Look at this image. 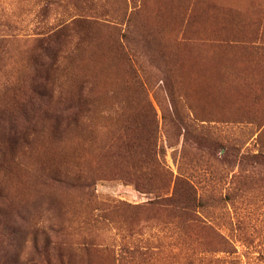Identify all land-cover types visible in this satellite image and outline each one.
I'll return each mask as SVG.
<instances>
[{
  "label": "rangeland",
  "instance_id": "374dc122",
  "mask_svg": "<svg viewBox=\"0 0 264 264\" xmlns=\"http://www.w3.org/2000/svg\"><path fill=\"white\" fill-rule=\"evenodd\" d=\"M80 89L86 104L66 110ZM20 102L17 131H0V264H203L119 156L135 141L132 162L155 154L222 193L261 177L239 162L264 151V0H0V116ZM198 133L236 146L233 165L208 162ZM255 185L236 202L252 242L218 225L240 264H264Z\"/></svg>",
  "mask_w": 264,
  "mask_h": 264
},
{
  "label": "trees",
  "instance_id": "16d2710c",
  "mask_svg": "<svg viewBox=\"0 0 264 264\" xmlns=\"http://www.w3.org/2000/svg\"><path fill=\"white\" fill-rule=\"evenodd\" d=\"M124 52L125 51L121 49V53L123 54ZM129 68H131V70L133 69V73L135 74L134 67L130 65ZM68 98L69 99H65V102L69 103L66 110H69L70 107L80 109L88 100L87 95L84 94L81 89L74 97ZM10 110H12L11 115L4 113L0 116V131L6 134L8 130L11 135L13 131H17V127H15V120H17V117L26 116V104L22 105L21 102L19 104L13 103L10 106ZM73 112H75V110ZM184 117L183 113L177 112L174 114L173 122H175V124L179 123V134H182L185 139L190 129L188 123H186V125L184 124ZM196 128L200 129L201 127L197 126ZM181 131L183 132L180 133ZM199 134L200 133L195 135V138L199 142L198 148L203 149L205 146H208L209 149H211L206 159L208 162L233 165L232 163L235 162L237 156H239V153L231 152L232 150L238 151L236 146L222 144L216 138L206 139L208 142L206 144V141L203 143V139ZM205 138L206 137H204V139ZM134 142L126 141L125 145L128 150H124L123 155L119 156L124 166V168H121V173L132 178L139 188L144 189L146 186L153 185L152 191L155 192L156 195L155 198L150 201V204L169 208L173 214L172 224L177 227V230L183 233L185 232L190 238V244L193 245V242L200 241L202 255L197 257L200 258L203 264H240V257L237 254V245L230 237L220 230L218 225H226L237 232L242 230V233L239 234V240L245 244H247V242H252L251 235L246 230L247 226L244 224L241 227L240 225V223L245 222H243V220L248 214L239 211L240 207L236 202L239 196L252 193L253 190L256 189V187L252 189L253 186H256V183H260V186L264 184V173L261 177L255 176L254 172L238 174L236 178L240 185H238V187H229L228 190L226 189V193H222L223 189L218 192L215 185L210 184L209 186L199 187L195 184L190 175L181 173L175 175L171 173L160 164L155 154L150 156V161H148V157L140 154L136 157L135 162H132L131 159L138 155L132 154L133 150L141 146V144L135 145ZM122 146H124V143H122ZM219 151L225 152H222V156H218ZM117 155H119V153H117ZM244 158L250 159L252 165L260 164L264 167V151L241 157L239 164L243 162ZM144 164H148V166H143ZM224 176V173L220 174L219 179H222ZM164 189L167 190L166 193H162ZM194 251H192L190 255L191 259L196 258Z\"/></svg>",
  "mask_w": 264,
  "mask_h": 264
}]
</instances>
